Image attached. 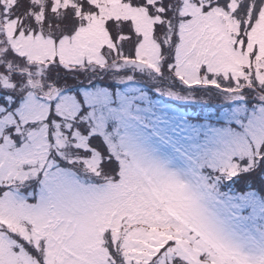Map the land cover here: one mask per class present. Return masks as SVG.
<instances>
[{
    "label": "snow or ice",
    "instance_id": "1",
    "mask_svg": "<svg viewBox=\"0 0 264 264\" xmlns=\"http://www.w3.org/2000/svg\"><path fill=\"white\" fill-rule=\"evenodd\" d=\"M0 264H264V0H0Z\"/></svg>",
    "mask_w": 264,
    "mask_h": 264
}]
</instances>
